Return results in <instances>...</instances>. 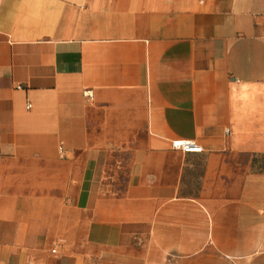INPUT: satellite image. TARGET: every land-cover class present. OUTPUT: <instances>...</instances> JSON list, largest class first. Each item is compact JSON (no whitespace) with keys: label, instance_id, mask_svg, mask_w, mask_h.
I'll return each instance as SVG.
<instances>
[{"label":"crops","instance_id":"crops-1","mask_svg":"<svg viewBox=\"0 0 264 264\" xmlns=\"http://www.w3.org/2000/svg\"><path fill=\"white\" fill-rule=\"evenodd\" d=\"M0 160V264H264V0H0Z\"/></svg>","mask_w":264,"mask_h":264},{"label":"rangeland","instance_id":"rangeland-1","mask_svg":"<svg viewBox=\"0 0 264 264\" xmlns=\"http://www.w3.org/2000/svg\"><path fill=\"white\" fill-rule=\"evenodd\" d=\"M0 168L3 172H5V178L3 177L4 179L7 177L11 178L10 176H12V182L15 183L10 185H17L19 188H24L29 185L30 180L33 179V183H41L43 177L45 178L47 176L49 177L54 175V172H56L57 169L64 172L65 175L63 176V180L65 181L71 173L70 171L72 169V165L64 161L56 163H43L39 161L0 160ZM50 184H53L52 180Z\"/></svg>","mask_w":264,"mask_h":264},{"label":"built area","instance_id":"built-area-1","mask_svg":"<svg viewBox=\"0 0 264 264\" xmlns=\"http://www.w3.org/2000/svg\"><path fill=\"white\" fill-rule=\"evenodd\" d=\"M87 96L91 97V92L86 93ZM31 105H28V108H30ZM174 149L176 150H182L185 153H201L203 149L201 147H197L193 143H174L173 144Z\"/></svg>","mask_w":264,"mask_h":264}]
</instances>
